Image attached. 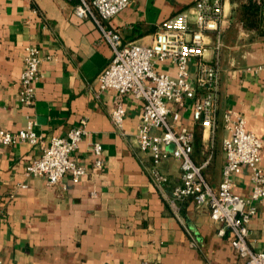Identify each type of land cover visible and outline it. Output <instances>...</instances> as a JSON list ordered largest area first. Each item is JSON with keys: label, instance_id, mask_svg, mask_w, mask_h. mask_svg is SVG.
<instances>
[{"label": "crops", "instance_id": "crops-1", "mask_svg": "<svg viewBox=\"0 0 264 264\" xmlns=\"http://www.w3.org/2000/svg\"><path fill=\"white\" fill-rule=\"evenodd\" d=\"M195 1L131 0L111 25L124 44L151 46L161 25ZM75 5L73 0H0V129L17 133L33 121L47 144L86 120V135L73 159L87 168L79 184L66 176L67 189L53 187L45 178L25 174L42 146L0 145V264H242L229 236L218 234L220 226L208 208L191 198L171 206L173 189L181 182L179 160L169 156L162 162L167 184L151 180L152 157L138 145L143 103L99 89L113 52L95 20L78 17ZM232 9L222 32L215 128L205 130L194 122L190 107L169 105L170 122L194 133V161L209 160L204 173L214 188L226 163L225 115L244 117L248 131L264 138V35L241 25ZM30 46L41 50L43 62L35 102L25 106L20 77ZM214 58L212 48L206 59ZM196 65L189 66L192 75ZM157 70L176 76L169 64ZM118 104L126 110L122 127L111 118ZM95 143L104 149L101 170L93 168ZM260 167L264 172V143ZM233 178L236 194L249 197L251 168L244 166ZM249 242L254 251L264 252V201L250 224Z\"/></svg>", "mask_w": 264, "mask_h": 264}, {"label": "built area", "instance_id": "built-area-1", "mask_svg": "<svg viewBox=\"0 0 264 264\" xmlns=\"http://www.w3.org/2000/svg\"><path fill=\"white\" fill-rule=\"evenodd\" d=\"M75 14L92 17L110 45L113 56L99 76L100 90H114L120 96H131L143 103L142 121L138 128V145L153 160L150 177L157 186H164L168 178L161 172L162 162L169 156L181 163V182L174 187L171 206L193 199L198 206L208 208L213 222L219 224L218 234L228 235L231 249L242 264H264V252L254 251L249 242L250 224L257 214L258 203L264 201V172L261 170L264 138L248 131L246 119L228 113L224 117L228 132L223 140L226 163L222 181L214 188L204 170L209 160L198 165L193 158L195 136L187 128H176L170 122V104L190 107L194 122L205 130H213L219 108L220 63L223 47L222 32L228 7L236 8L237 0H196L188 9L167 19L155 35L151 46L124 44L121 33L111 25L112 19L128 8L131 0H73ZM264 6V0H251ZM213 48L215 58L206 59ZM197 61L194 75L189 66ZM43 62L38 47L30 46L24 54V69L20 77V102L31 106L35 102L36 83ZM169 64L176 76L157 70ZM113 123L122 127L126 110L118 104L111 112ZM29 122L25 131L11 133L0 129V145L12 146L26 142L42 146V154L26 167L27 177L45 178L51 186H61L66 176L79 184L87 175V168L73 159L86 135V120L65 137H52L47 144ZM172 146L171 153L165 148ZM93 168H104V149L92 146ZM244 166L252 170L253 189L249 197L235 192L233 176ZM25 187V186H24ZM142 264H148L143 262Z\"/></svg>", "mask_w": 264, "mask_h": 264}, {"label": "trees", "instance_id": "trees-1", "mask_svg": "<svg viewBox=\"0 0 264 264\" xmlns=\"http://www.w3.org/2000/svg\"><path fill=\"white\" fill-rule=\"evenodd\" d=\"M237 3V21L246 29L264 35V6H259L251 0H237Z\"/></svg>", "mask_w": 264, "mask_h": 264}, {"label": "rangeland", "instance_id": "rangeland-1", "mask_svg": "<svg viewBox=\"0 0 264 264\" xmlns=\"http://www.w3.org/2000/svg\"><path fill=\"white\" fill-rule=\"evenodd\" d=\"M237 8V7H236ZM233 11H231L232 12V15H233V17H235L236 18V16H237V13H236V11H235V9H232Z\"/></svg>", "mask_w": 264, "mask_h": 264}]
</instances>
